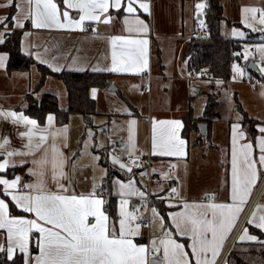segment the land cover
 <instances>
[{
    "label": "crops",
    "instance_id": "obj_1",
    "mask_svg": "<svg viewBox=\"0 0 264 264\" xmlns=\"http://www.w3.org/2000/svg\"><path fill=\"white\" fill-rule=\"evenodd\" d=\"M56 1L57 0H54L55 3ZM61 1L63 2V0ZM121 2V9L116 10L110 7L107 13L99 14V21H85L84 25L90 24L92 27V32L88 33L84 30V26L83 30H71L67 28L58 29L55 27L35 28L30 20H23L24 27H16L13 17L21 16L20 9L16 7L17 4L21 3V0H13L12 5H8V0H0V5H2L0 6V20H4L3 24H5V18L10 16L11 22L8 24L7 29L22 31V51L30 55L35 63L45 65L52 71H56L54 68L58 67L60 69L59 71H92L111 74L109 85L111 84L113 86L114 91L107 89L109 85L104 89H91L90 91L91 96L95 99L96 114L92 117L93 126L90 128H85L84 126V130L85 132L89 130L92 135L94 133L95 137L100 133V139L104 141V145L101 146L102 148L97 149L95 146L92 147L93 152L96 153L100 160L101 152L99 151L103 149L107 150V153L105 154L106 160L121 174H132L133 171H139L138 169H140V171H150L152 174L157 175L161 179L162 184L153 188L154 192H158L164 187V183L168 181V172L173 169L174 181L172 183L177 189L176 197L169 198L166 192L155 200L163 201L164 205L170 208V210L167 211V220L169 227H171L173 231L169 237L177 243L184 245V251L188 253V259L191 261V264H195V259L192 256V250L190 247L192 241L189 237L178 233L172 217L175 214L184 212L185 205H201L206 207L210 204H223L234 206L232 200L233 149H236L237 157L239 159L241 146L252 143L247 138L246 133L241 129L239 123L241 118L229 120L228 158L229 181L231 185L230 193L227 196H221L217 193L218 195L215 196L214 200L205 197H202L201 199H188L182 197L183 192L180 184L183 183L184 179H182L181 176L190 173V151L197 150L192 154V157L196 160L201 159V152L198 149L205 145L196 143L195 133L190 134L189 137L183 136V119L189 114V112L195 117L200 116L206 104L207 94L215 93V83L221 85L219 82L211 81L198 74H191L187 68L186 55L189 49L188 41L194 35H203L205 33L204 26L198 25L199 21H203V10L205 5L200 11L193 8V16H190L189 20L186 22L191 23L192 30L194 29L196 34L189 36L188 40L184 43L181 42L182 38H179V35L184 34L183 15L185 8H183V3L189 4L187 8L188 11V9H192L193 0H136V3L133 5L136 8V12L133 14H129L125 11L127 0H121ZM141 2L148 5L147 12L139 7V3ZM194 2L197 3L199 0H194ZM57 4L62 3L59 2ZM23 7L26 9L27 5H24ZM177 9L179 11L176 16ZM194 10L195 13H200V18H198V16L195 18L196 14L194 13ZM71 14V17L77 19L81 13L75 9ZM61 20H63V18H61ZM105 20H109L110 22L105 23ZM126 20L128 21L127 23ZM136 20L142 21V24L137 25ZM3 24H0V34L4 32ZM258 28L261 29V26ZM199 30H202L204 33L199 34ZM261 33V37L258 35V32H256L255 35H253V33L250 35L256 36L253 41V37H250L251 41L246 42L248 46L252 47L251 49L253 53H251V56L244 55L245 49L243 47L242 59L245 65L237 64L239 69L243 72V75L238 72V78H242V83H245L251 91V98L258 103L261 101L262 94L264 93V82H259L254 79V77L247 71V65L249 61L252 60L259 70V75L264 78V72L261 71V69L264 68V53L259 51L260 48H264V31L262 32L261 30ZM114 37L122 38L117 41L115 45L117 67L127 68L128 70L120 72L107 70L94 71L93 69L97 68L109 69L112 67V38ZM123 40H147V44H123ZM174 41H177L178 44L174 49L175 57L170 59L171 55L168 54V52L171 50L168 47L172 46ZM5 65L6 59L3 62L2 69H0V113L13 112L18 116L23 115L28 119H33L25 115L23 111L17 109V107H25L26 103L23 102V98L27 94L33 93L35 98L38 97L39 94L41 95V89L45 88V84H47L48 81L51 83L50 79L54 78H47L44 85L38 91H35L39 82L35 85L32 84L33 72H30L32 70L35 71V66H33L28 72H12L8 74L6 70H4ZM232 68H234V65ZM144 71H150L152 75V79L150 80V89L152 86V91L149 89L151 94H149V101L146 109L144 106L145 98L143 93L146 91L144 84L147 83V79L141 76V73ZM204 82L211 83V85L205 86V90H203V86L200 84ZM48 94L52 95V93L49 92ZM196 102H198V109L195 111L193 105H197ZM168 103H172L171 107L167 106ZM76 115L77 114H71L64 124L57 123L55 116L52 114L46 117L43 125H39L38 122L33 119L37 122V127L46 128L49 127L48 117L52 116L53 121L51 124V131L54 134L48 136L47 142L39 151H34L30 155L12 156L9 161L10 166L5 171L0 172V178L7 179L11 182L16 177H19V184L24 181L25 185L36 184L38 179H42L47 190L57 192L58 185L52 179L51 165L49 164L44 165L43 167H38L34 164L35 161L44 157L45 153H47L48 159L51 160L53 156L52 146L54 145L57 149V159L63 162L62 165H60V170L63 171L64 175L59 177V183L64 185L66 191L61 194L68 196H88L95 193L97 198L104 200L102 210L108 217L109 227H115L117 235H119L118 210L121 206V201L127 200L130 195L112 194V191L109 190L99 191L105 183V181L102 182V180H100V182L97 181L93 188L88 183L83 184L84 186L79 188H75L72 184L69 168L73 156L72 142H74L75 137L72 133V125L74 124V121H70L72 118H77ZM248 116L259 121L262 116L260 108L254 107V113ZM75 120L81 127L82 131L84 125L83 120ZM133 121L135 122L134 124H132ZM171 121H179L180 127L173 128L168 124L160 123ZM215 122H217V120ZM28 127L30 126H26L22 123H13L11 117L0 115V137L8 140V145L5 147L8 150L15 149L17 152H27L28 150L25 148V145L28 143V137L21 134L26 133ZM262 127H264V122L259 121V123H257L258 134L255 138V144H252L251 149L252 159L256 160L257 163L261 154L259 142L261 138H264V133L259 131ZM234 128L237 130L235 144L233 143ZM170 131H175L178 138L184 141V145L181 149L183 153L182 155L168 156L158 154L161 151L159 145L167 141V134ZM38 138L39 133L33 137V140H38ZM154 139L158 145L156 149L157 154H153ZM0 143H3L2 139H0ZM212 144L214 148L218 149L217 144H214L213 142ZM210 145L211 144H209L208 147L213 148ZM256 149L257 153L254 154ZM114 157L118 158L120 163H123L125 167L120 168L117 164L113 163ZM6 158L5 155H0V162H3ZM15 168L17 170L16 172L13 170ZM129 168H131V171L128 170ZM10 170V174L7 175V172ZM30 170H32V172H30ZM178 170H180V174ZM36 171H43L44 176L38 177L37 175L32 174ZM12 172L14 173L13 175ZM258 176L259 168L256 164V180L258 179ZM163 178H167V180H162ZM19 184L17 185V188L9 189L8 191L13 194L26 193L28 189L25 188V185L20 187ZM3 189L4 186L0 185V199H4L7 204L8 201L12 202L17 209L21 210L16 203L11 200V196L3 195ZM250 194L247 196L246 202L242 206V211L239 213L241 215L239 216L238 214L239 218L237 217L236 224H238L237 222L240 221L244 214L248 215L250 211L251 212L245 223H248V220L252 218V213L254 212L257 214V217L264 215V206H260L256 211H254V208L250 210L251 207L249 208V204L253 198V196L250 197ZM110 197L115 200V211L118 215L116 223L112 221L104 208L106 200ZM130 200V206L135 209L137 205L131 198ZM204 210V208L199 209V211ZM10 217L36 219L34 214L25 212L24 215L14 216L10 214ZM209 218H211V211H209ZM89 221L93 222V218L90 217ZM38 223H41L42 226L50 227V225H44L42 221H38ZM244 226L238 235L235 233L236 225L226 234V241L223 243V248L220 255L217 257L216 264H225V257L227 255L225 254L223 256L225 246L228 242L231 243V241L232 244L235 241H241L239 237L243 234L245 229ZM248 234L251 235L249 232ZM6 236V229H0V245L4 246L5 249L7 248ZM169 237H165L162 240H166ZM38 238L39 233L34 231L30 234L28 257H26L24 253L19 252L18 249L14 252L13 256L16 253H21L24 258V264L26 259L28 260V264H35V257L40 255V249L37 247ZM131 238L133 243L137 246H143L148 249L146 254V264H151V260L154 264H165L163 259V247L161 248L160 256L158 258L155 257L156 260H154L152 259L154 257L152 255L153 252L151 251L150 246H148L145 238H138L136 236ZM184 240L187 241V245H185ZM242 242L252 241L244 240Z\"/></svg>",
    "mask_w": 264,
    "mask_h": 264
},
{
    "label": "snow or ice",
    "instance_id": "obj_2",
    "mask_svg": "<svg viewBox=\"0 0 264 264\" xmlns=\"http://www.w3.org/2000/svg\"><path fill=\"white\" fill-rule=\"evenodd\" d=\"M63 3L67 8L76 9L81 13L78 19L71 17L68 11H64L62 13L63 20H61V13L54 0H21V3L16 5L20 9L21 16L13 17L15 26L22 28L24 27L23 20H30L35 28L55 27L58 29L83 30L85 21H99V14L107 13L110 7L116 10L122 7L121 0H63ZM135 3L136 0H127L125 11L129 14L135 13L136 8L133 6ZM12 4L13 0H8V5ZM24 5H27L26 9L23 7ZM139 7L145 12L148 11L146 3H139ZM197 7L200 8L202 5H197ZM104 22L109 23L110 21L105 20ZM261 22L264 23V16H262ZM3 23L4 20H0V24ZM136 24L141 25L142 21L136 20ZM121 39L120 37L112 38V67L109 69L97 68L93 69L94 71L120 72L128 70L127 68L117 67L115 45ZM3 42L4 34H0V43ZM122 43L146 45L147 40H123ZM259 51L264 53V48H260ZM5 59L6 56L0 55V66H3ZM54 70L59 71L60 69L57 67ZM234 70L243 75L238 66H234ZM261 71L264 72V68ZM0 115L11 117L13 123L30 126L26 133L21 134L28 137V143L25 145L27 152H17L15 149L8 150L5 147L8 145V140L0 137L3 140V143H0V155L7 157L3 162H0V172L5 171L10 166L9 161L12 156L30 155L34 151H39L47 142L48 136L54 134L51 131L52 116L48 117L49 127L39 128L35 120L28 119L23 115L18 116L13 112L0 113ZM134 123L133 121L132 124ZM160 123L168 124L173 128L180 127L179 121ZM259 131L264 133V127L260 128ZM38 133L39 138L34 141L33 137ZM167 137V141L159 145L161 151L158 154L182 155L181 149L184 141L178 138L175 131H170ZM236 138L237 130L234 128V144ZM259 145L261 155L258 163L264 166V138H261ZM157 147L158 145L154 139L153 154H157ZM251 149L252 144L250 143L242 145L239 159L236 149H233L232 200L234 206L223 204H210L206 207L185 205L184 212L175 214L172 217L178 233L189 237L192 241L190 247L195 264H216L226 234L230 232L238 214L242 211V206L256 182L257 161L252 159ZM52 152L51 160L48 159L47 153H45V156L35 161L34 164L38 167L51 165L52 179L58 185L57 192L47 190L44 181L38 179L36 184L25 185V188L28 189L26 193L13 194L8 190L17 188L20 178L16 177L11 182L0 178V185L4 186L3 195L11 196V200L23 212L32 213L36 217V219L10 217L9 205L5 203L4 199H0V229H6L7 232V248L5 249L4 246L0 245V252L6 251L9 260L13 259V254L17 249L28 257L29 236L35 231L39 233L37 247L40 249V255L35 257V264H146L148 249L137 246L131 238L139 234L140 225L133 226V222L136 221L137 217L134 213L126 211L127 200L121 201V219L119 220V235H117L115 227H109L108 217L102 210L104 200L97 198L95 193L88 196L61 194L66 191L64 185L59 183V177L64 175L63 171L60 170V165L63 162L57 159V149L54 145L52 146ZM113 163L119 164L121 168L125 167L118 158L114 157ZM128 170L131 171V168ZM32 174L38 177L44 176L43 171H36ZM127 187L131 188V185ZM124 188L125 185H121V189ZM172 192L175 193L176 189L173 188ZM123 194L122 191L121 195ZM200 208L205 210L199 211ZM152 211L155 214L156 210L152 209ZM209 211H211V218H209ZM90 217L93 218V222L89 221ZM38 221H42L44 225H50V227L42 226ZM248 224L264 231V215L257 217L255 212L252 213V218L248 220ZM239 239L264 244V241H258L256 236L249 235L247 228L244 229ZM152 243L151 251L156 253L159 249L155 246V241ZM160 244L163 247L165 264H191L188 253L184 251V245L177 243L171 237L160 241ZM25 264H28L27 259Z\"/></svg>",
    "mask_w": 264,
    "mask_h": 264
},
{
    "label": "rangeland",
    "instance_id": "obj_3",
    "mask_svg": "<svg viewBox=\"0 0 264 264\" xmlns=\"http://www.w3.org/2000/svg\"><path fill=\"white\" fill-rule=\"evenodd\" d=\"M57 3L59 2L56 1V4ZM60 3L62 4H57V6L59 12L61 13V18H63L62 13L64 11H68L69 15L71 16L72 11H74L75 9L67 8L62 1ZM192 3V9H188V11L187 8L189 4L183 3V8H185L183 15L184 34L179 35V38H182L181 42L184 43L188 40L189 36L196 34V31L194 29L192 30L191 23H188L186 21L189 20L190 16H193V8L199 11L201 10V8L203 9L205 5V0L204 3L203 0H199V2L197 3L193 0ZM221 3L223 5V15L225 17V20H223L220 24V34L224 37L244 41V55L251 56V53H253L251 49L252 47L248 46L246 42L251 41L250 37H253L252 41L256 38V36H250L252 33L253 35H255L256 32H258V35L261 37V30L262 32L264 31V23L261 22V18L262 16H264V0H221ZM197 5H202V7L198 8ZM178 11L179 10L177 9L176 16L178 14ZM195 14V18H197L200 13L197 12ZM198 25L204 26L203 22L201 21L198 22ZM259 26H261V29L258 28ZM7 27L8 23L5 22V24H3L4 32H2V34L13 31L12 29H7ZM177 44L178 42L174 41L172 43V46L168 47L171 50L170 52H168V54L171 55L170 59H173L175 57L174 49ZM0 55L5 56V54L1 53ZM233 65L237 66L236 63H234ZM0 69H2V66H0ZM232 69L233 70L231 79L226 87L215 83V92H219V105L217 111V122H214L211 127V142L217 144L218 149L214 147L210 148L208 147L210 143H205L204 146H201L200 149H198L201 152V159L198 160L192 157V154L195 153L197 150L190 151V173L188 175L184 174L181 176L182 179H184L183 183L180 184L183 192L182 197L188 199H201L202 197H205L214 200L215 196L218 194L221 196H227L230 193L231 185L229 181L228 158V135L230 130L228 128V121L236 118L242 119L241 113L236 110V100L239 102L242 109L246 113H248V115L254 113V107L260 108L262 116L259 121L264 122V93L262 94L261 101H259V103L255 102V100L251 98L252 95L250 94V89L245 85V83H242V78H238V72L235 71L234 68ZM34 70L35 71H30L33 72V85L37 84L40 79L39 72L36 69ZM50 80L51 83L48 81L49 83L47 82V84H45V88L41 89V95L43 93L46 94L48 92L52 93V95H54L57 100L59 108L66 109L68 105L65 86L61 81L57 79ZM200 84L203 86V90H205L206 85H211L210 82H204ZM150 90L152 91V86ZM150 90H146L145 93H143L145 98V109L148 105L149 94H151ZM41 95L39 94L38 97L40 98ZM198 102H196L197 105H193L195 111L196 109H198ZM171 104L168 103L167 106L171 107ZM76 116L77 118H72L70 121H74V124L72 125V133L75 137L74 142H72L73 156L71 158V166L69 168L72 184L75 188H79L81 186H84L83 184L88 183L93 188L95 187L97 181H105V174L107 170L104 166L99 163V157L96 155V153L93 152L92 147L95 146V148L100 149L102 148L101 146L104 145V141L100 139V133L98 136L95 137L94 133L92 135L89 130L85 132L84 125L81 131V127L75 119L81 120L82 118L79 114H77ZM254 127L257 130V124H255ZM256 153L257 149L256 151H254V154ZM117 166H119V164H117ZM257 166L259 168V176L251 189L250 197L253 196V198L249 204V208L251 207L250 210L254 208V211H256L260 206H264V166H261L259 163H257ZM178 172L180 174V170H178ZM145 173L146 172L144 171H138L136 175L125 173L123 177L113 176L111 177L108 190L112 191V194L121 195V192L123 191V195H130L127 199L128 203L125 208L126 211L134 213L137 217L136 221L133 222V226H135L136 224L140 225L139 234L135 236L138 238H145L147 240L148 246H150V249H152L153 247L152 242H156L155 246L159 249V251H157L156 253H152V255L154 256L152 259L156 260L155 257L158 258L160 256L162 248L160 241H162V239L165 237H169L172 234L173 230L171 227H169L168 223H166L159 211L154 206L148 205L147 202L144 200L146 191L143 176L145 175ZM162 180H167V178H163ZM121 185H125V188L121 189ZM128 185H131V188L127 187ZM130 198L137 205L135 209L130 206ZM152 209L156 210L155 214L153 213ZM120 210L121 206L118 210L119 220L121 219ZM250 212L248 213V215L244 214L241 217L240 221L237 222L238 224H236L235 222L234 226L236 225V235L240 234L244 225L245 228L251 226L250 224L245 223ZM240 215L241 214H239V216ZM184 243L185 245H187V241L184 240ZM229 243L230 242L226 244L225 251ZM225 251L223 253V256L225 255ZM150 263L154 264L152 260L150 261Z\"/></svg>",
    "mask_w": 264,
    "mask_h": 264
},
{
    "label": "trees",
    "instance_id": "obj_4",
    "mask_svg": "<svg viewBox=\"0 0 264 264\" xmlns=\"http://www.w3.org/2000/svg\"><path fill=\"white\" fill-rule=\"evenodd\" d=\"M61 2V0H57ZM203 35H194L188 41L189 49L186 55V63L188 71L191 74H198L211 81L221 83L226 87L231 79L232 65H245L242 59L243 42L239 39L224 37L220 34V24L225 17L223 15V5L221 0H205L203 10ZM10 24V16L6 19ZM22 31L13 30L4 34V42L0 43V53L6 55L5 70L8 74L12 72H28L33 66L36 67L40 74V80L35 91H38L45 83L47 78H54L63 83L66 90L67 105L66 109L58 106L55 96L51 94H42L41 97H34V94H27L23 98L26 103L25 107L17 109L23 111L25 115L35 119L39 125L45 123L48 115L55 116L57 123L64 124L71 114H79L82 117L85 128L93 126L92 117L96 114L95 99L91 96V89H104L109 85L111 78L110 73L92 72V71H52L42 64L35 63L34 59L22 51L21 45ZM247 71L259 82H264V78L252 71ZM218 98L219 92L207 94V100L203 112L200 116L195 117L191 112L183 119L184 128L183 136L189 137L190 134H196V143H210L211 147V127L218 119ZM236 110H238L242 119L239 121L241 129L246 133L251 143L255 144V138L258 134L255 124L259 123L255 118L249 117L242 109L239 102L235 101ZM204 122L207 124L205 136L200 134L198 124ZM100 164L107 170L105 183L99 191H108L111 177H123L107 160L105 154L107 150H100ZM20 169V168H18ZM15 172L16 168L13 169ZM140 171V169H138ZM137 171V170H135ZM133 171L132 174L136 175ZM11 172L8 171L7 175ZM135 173V174H134ZM164 187L158 192L153 193V197L157 199L164 195L169 189V183H164ZM153 200L150 206H155L159 213L163 216L166 223L167 211L169 207L164 205L161 200ZM9 213L11 215H24V212L17 209L16 206L8 201ZM108 215L114 223L117 222L118 215L115 211V200L109 198L104 206ZM248 232L258 238V241H264V231L248 226ZM226 264H264V244L259 242H242L235 241L226 257ZM0 264H24V258L21 253H16L12 260L7 258L5 251L0 252Z\"/></svg>",
    "mask_w": 264,
    "mask_h": 264
},
{
    "label": "built area",
    "instance_id": "obj_5",
    "mask_svg": "<svg viewBox=\"0 0 264 264\" xmlns=\"http://www.w3.org/2000/svg\"><path fill=\"white\" fill-rule=\"evenodd\" d=\"M84 30L88 33V32H92V27L90 24H85L84 25ZM204 32L202 30H199V34H203ZM141 76L145 77L147 79V83L144 84V87L146 90L150 89V80L152 79V75L150 71H144L141 73ZM143 181L145 183V201L148 203V205L155 199L153 197V189L159 185L162 184L161 179L157 176L152 174L150 171H147L145 173V175L143 176ZM174 181V175H173V169L169 170L168 172V181L167 183H169V189L167 191V195L169 198H175L176 194H177V189L175 188V185L172 183ZM25 185V182H21L19 184L20 187H23ZM175 188L176 192L173 193L172 189ZM232 243H230V245L227 247L225 254L228 253V249L231 246Z\"/></svg>",
    "mask_w": 264,
    "mask_h": 264
},
{
    "label": "water",
    "instance_id": "obj_6",
    "mask_svg": "<svg viewBox=\"0 0 264 264\" xmlns=\"http://www.w3.org/2000/svg\"><path fill=\"white\" fill-rule=\"evenodd\" d=\"M200 17H201V16L198 15V18H200ZM247 69H248L249 71L254 72L255 74H259V70H258L257 67L255 66V64L253 63V61H249L248 65H247ZM107 89L110 90V91H111V90L114 91V88H113V86H112L111 84L108 86ZM198 127H199V130H200V134H201L202 136H205L206 131H207V124L204 123V122H201V123L198 124ZM13 174H14V173L12 172V175H13Z\"/></svg>",
    "mask_w": 264,
    "mask_h": 264
}]
</instances>
